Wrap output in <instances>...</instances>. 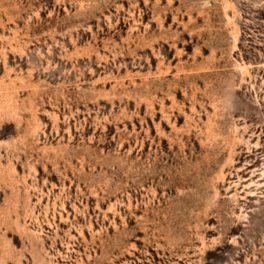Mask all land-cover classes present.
Returning a JSON list of instances; mask_svg holds the SVG:
<instances>
[{"label": "rangeland", "instance_id": "obj_1", "mask_svg": "<svg viewBox=\"0 0 264 264\" xmlns=\"http://www.w3.org/2000/svg\"><path fill=\"white\" fill-rule=\"evenodd\" d=\"M0 264H264V0H0Z\"/></svg>", "mask_w": 264, "mask_h": 264}]
</instances>
